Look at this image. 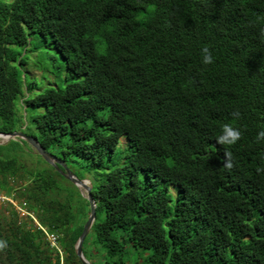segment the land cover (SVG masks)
I'll return each mask as SVG.
<instances>
[{
    "label": "trees",
    "instance_id": "16d2710c",
    "mask_svg": "<svg viewBox=\"0 0 264 264\" xmlns=\"http://www.w3.org/2000/svg\"><path fill=\"white\" fill-rule=\"evenodd\" d=\"M32 33L60 54L63 87L22 77ZM0 131L103 170L91 264L132 250L141 264H264V0H0ZM31 151L0 145V191L28 213L8 203L0 264H82L88 201Z\"/></svg>",
    "mask_w": 264,
    "mask_h": 264
},
{
    "label": "rangeland",
    "instance_id": "374dc122",
    "mask_svg": "<svg viewBox=\"0 0 264 264\" xmlns=\"http://www.w3.org/2000/svg\"><path fill=\"white\" fill-rule=\"evenodd\" d=\"M9 1V0H5ZM19 51L21 52V56L24 60L22 63V77L26 82L32 81L36 87L35 92L42 90L43 87L47 85H60L63 87L65 84L64 76H65V66L60 54L54 50L51 42L48 40L43 39L41 36L37 35L36 33H32L29 38V43L26 47H19ZM126 143V139L122 137L120 142L118 143L117 149H122V146ZM31 153L36 154L33 150ZM22 160L26 161V164H31L34 161L33 157L25 156ZM117 162V157L113 154L110 158V162L108 165H112ZM69 169L73 173H77L82 171L87 177L90 182L94 179V175L103 173V170L99 167L93 168L91 171L84 172V168L80 169L77 168L75 165L69 166ZM20 182L14 183L15 190L18 189L20 186ZM14 196L17 195L15 191L12 193ZM8 203H10L18 212H19V219L25 218L27 216L26 209L24 208V202H22V198L20 197H13V196H4V193L0 191V222L9 221V208ZM34 223L36 224L37 220L33 218ZM91 251L94 253H99L101 248L99 246H94L90 244ZM98 249V252L95 250ZM60 264H63V256L60 252ZM130 253V251H128ZM131 257L126 261V264H141L140 258H137L135 255V250L129 254ZM126 259V256H125ZM169 264V263H166Z\"/></svg>",
    "mask_w": 264,
    "mask_h": 264
},
{
    "label": "water",
    "instance_id": "95a60500",
    "mask_svg": "<svg viewBox=\"0 0 264 264\" xmlns=\"http://www.w3.org/2000/svg\"><path fill=\"white\" fill-rule=\"evenodd\" d=\"M10 140H23L28 145L31 146V148L39 154L44 161H46L48 164H50L57 172H59L65 179L70 181L73 185H75L79 191V193L82 195L83 198H85L88 201L89 205V213L87 216L86 221L83 224L82 231L75 242L74 245V251L76 255L78 256L79 260L82 264H91L90 260L85 257L83 251H82V244L89 233L93 222L95 220V208H96V202L92 196L91 189L92 185L91 182L88 179H82L76 176L67 166L66 164L60 160L59 158L52 155L50 152H48L42 145L39 143V141L30 136L25 134L22 131H13V132H1L0 131V145L7 143ZM62 167V168H61Z\"/></svg>",
    "mask_w": 264,
    "mask_h": 264
},
{
    "label": "built area",
    "instance_id": "2783aa9c",
    "mask_svg": "<svg viewBox=\"0 0 264 264\" xmlns=\"http://www.w3.org/2000/svg\"><path fill=\"white\" fill-rule=\"evenodd\" d=\"M37 223V222H36ZM43 229V228H42ZM44 230V229H43ZM45 231V230H44ZM46 232V231H45ZM47 234V233H46ZM47 237L49 238L50 242L52 243V245L57 246L56 243V236L54 234H47ZM58 251H60L59 247H58Z\"/></svg>",
    "mask_w": 264,
    "mask_h": 264
}]
</instances>
